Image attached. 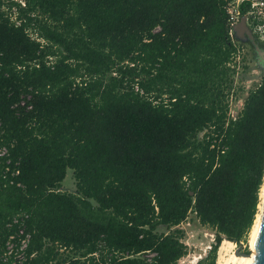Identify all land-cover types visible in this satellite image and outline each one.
Instances as JSON below:
<instances>
[{"label": "trees", "instance_id": "1", "mask_svg": "<svg viewBox=\"0 0 264 264\" xmlns=\"http://www.w3.org/2000/svg\"><path fill=\"white\" fill-rule=\"evenodd\" d=\"M22 1L0 0V264L28 236L22 264H178L190 213L216 233L197 264L247 243L264 76L231 116L232 0Z\"/></svg>", "mask_w": 264, "mask_h": 264}, {"label": "rangeland", "instance_id": "2", "mask_svg": "<svg viewBox=\"0 0 264 264\" xmlns=\"http://www.w3.org/2000/svg\"><path fill=\"white\" fill-rule=\"evenodd\" d=\"M18 1L23 3L22 0H18ZM243 1L244 0H232V2L230 3V7L239 8V4ZM240 20H238L234 24V26ZM248 24L254 36H257L256 31L253 30L249 22ZM234 26L231 29V37L233 41L237 44V46L240 48V51L242 52L241 56L237 58L238 63L236 68L235 81H234L235 89L230 97V114L231 116L236 117L241 111L243 107L244 99L247 97L249 91L252 90L256 86V84L261 82L264 76V71L263 69L262 70L260 69V65L258 64V57H259L258 51L255 50L253 44L250 41L242 42L236 39L233 32ZM256 39L258 40L257 43L260 45V48L264 50V40L261 38V36L260 37L257 36ZM243 58L247 60L246 63L243 61ZM245 66H248V69ZM60 190L67 192H76V182L73 178V171L71 169L67 171L66 178L64 179ZM261 203H262V196H261ZM260 206H259V213L261 212ZM175 228L182 230L183 232L182 240L186 244L188 249V254L182 259H180L178 264H197V262L200 259H202L208 254V252L215 244V239H216L215 230L212 229L211 227L203 226L196 218V215L193 213H190L188 218L182 224H180ZM173 229L174 228H172L171 230ZM161 231L170 232V230H167L165 228L161 229ZM251 237H252V231L250 232L247 243H242V245H240L242 247L241 252L250 253V254L253 252V248L251 245ZM224 240L227 239H223V241ZM233 243L235 245L234 247V252H235L236 249L239 248L240 246L235 242ZM220 246L217 251L216 264L218 262L220 255L219 254ZM11 247L12 245L8 247L9 253L8 255H6V258L9 257L14 252L11 250ZM14 255H15L14 263L22 264L24 262V254L17 253L16 255L14 253Z\"/></svg>", "mask_w": 264, "mask_h": 264}, {"label": "built area", "instance_id": "3", "mask_svg": "<svg viewBox=\"0 0 264 264\" xmlns=\"http://www.w3.org/2000/svg\"><path fill=\"white\" fill-rule=\"evenodd\" d=\"M251 4L250 6V10L247 13V21L250 23V25L252 26L253 30L256 31V34L259 35V37L261 36V38L264 40V0H248ZM228 12L230 14V26L231 29L234 26V24L241 19L242 15L239 11L238 7H230L228 8ZM230 35H231V31H230ZM241 52V51H240ZM242 53V52H241ZM240 54L238 55L237 58H239ZM6 153V150H2V152L0 153V155H4ZM18 218L16 217L14 220V223H18ZM24 233V229L21 228L19 230V234L23 235ZM14 237H11L9 242H8V247L10 245H12L11 250L14 251L15 248V243L13 241ZM28 241H29V236L28 239H24L21 242V246L20 249L18 251H16V255L17 253H22L25 248L28 245ZM9 249V248H8ZM23 254V253H22ZM25 259V258H24ZM16 264V263H14Z\"/></svg>", "mask_w": 264, "mask_h": 264}, {"label": "water", "instance_id": "4", "mask_svg": "<svg viewBox=\"0 0 264 264\" xmlns=\"http://www.w3.org/2000/svg\"><path fill=\"white\" fill-rule=\"evenodd\" d=\"M234 36L236 39L247 42L250 41L255 50L258 51L259 54L264 56V50L260 48V45L257 43L256 36H254L248 22L247 16H242L241 20L234 26L233 28ZM264 71V68H263ZM254 247V261L252 264H264V204H263V215L261 217L259 230L256 236V239L253 244ZM242 247L236 249L235 253L237 256H250V253L241 252Z\"/></svg>", "mask_w": 264, "mask_h": 264}, {"label": "bare ground", "instance_id": "5", "mask_svg": "<svg viewBox=\"0 0 264 264\" xmlns=\"http://www.w3.org/2000/svg\"><path fill=\"white\" fill-rule=\"evenodd\" d=\"M262 203H261V212L257 214L255 224L252 229V237H251V245L253 248V252L250 254V256H237L236 253L234 252V243L230 242L228 240H224L220 246V251H219V259L217 264H252L254 261V241L256 239L258 230H259V225L261 221V217L263 215V204H264V186L262 188Z\"/></svg>", "mask_w": 264, "mask_h": 264}, {"label": "flooded vegetation", "instance_id": "6", "mask_svg": "<svg viewBox=\"0 0 264 264\" xmlns=\"http://www.w3.org/2000/svg\"><path fill=\"white\" fill-rule=\"evenodd\" d=\"M258 64L260 65V69L262 70L264 68V56L259 54L258 57Z\"/></svg>", "mask_w": 264, "mask_h": 264}]
</instances>
